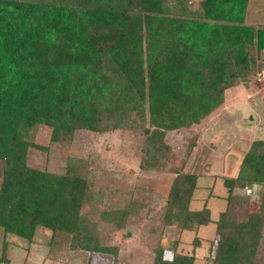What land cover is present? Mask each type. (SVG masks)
<instances>
[{"label": "trees", "instance_id": "1", "mask_svg": "<svg viewBox=\"0 0 264 264\" xmlns=\"http://www.w3.org/2000/svg\"><path fill=\"white\" fill-rule=\"evenodd\" d=\"M191 3L0 0L4 234L30 241L42 227L53 232L50 247L56 234L71 236L83 250L117 264L119 249L103 235L102 224L124 229L147 205L142 189L95 190L87 159L71 157L56 173L29 165L28 152L46 149L34 142L39 125L51 128L52 143H70L77 130L140 128V169L164 168L172 149L167 134L201 124L223 105L227 89L247 86L263 68L264 27L244 23L247 0ZM185 165L170 169L176 177L159 218L162 228L178 233L212 222L207 203L190 207L199 174ZM238 184L262 188L257 210L240 222L231 219L230 207L239 201ZM223 185L227 207L216 220L210 264H254L264 229V139L250 144L237 174L223 177ZM161 240L151 264H194L193 254L175 250L167 257ZM5 259L2 253L0 264Z\"/></svg>", "mask_w": 264, "mask_h": 264}, {"label": "rangeland", "instance_id": "2", "mask_svg": "<svg viewBox=\"0 0 264 264\" xmlns=\"http://www.w3.org/2000/svg\"><path fill=\"white\" fill-rule=\"evenodd\" d=\"M174 7L175 0H169ZM191 5L201 0H190ZM246 25L264 27V0H247ZM263 68L260 74L252 75L247 86L239 84L225 91L224 103L201 124L190 129L171 131L166 141L171 146L170 159L165 167L153 171L140 169L142 145L145 135L141 129L107 130L92 132L77 130L70 143H52L51 128L39 125L34 132V142L46 149H29L28 163L40 169L60 173L67 159L80 157L88 160L89 181L95 190L125 193L140 188L144 193L145 205L124 226L115 230L112 225L102 224L103 235L108 242L118 247L117 264H151L154 250L161 240L170 257L177 250L193 254L194 264H210L214 249L216 220L226 209V189L221 180L223 162L228 163L229 154L222 157L220 164L214 163L220 152L229 145L242 146L245 139L264 138V52L258 58ZM232 151V150H231ZM216 152V153H214ZM217 155V156H216ZM224 160V161H223ZM185 161L184 170L199 174L191 209H201L207 201L212 222L194 231H178L160 226L161 209L171 184L176 177L172 167ZM171 169V170H170ZM2 162L0 161V182ZM206 172V173H205ZM220 174V176H215ZM213 187V188H212ZM235 193L241 191L242 184ZM244 188V187H243ZM260 188L258 190V194ZM139 193V192H138ZM118 196V195H117ZM258 197L251 198L250 205L259 203ZM246 203V202H245ZM241 204V203H240ZM247 204V203H246ZM231 204V219L244 220L248 206ZM156 229V230H155ZM109 233V234H106ZM51 230L38 227L33 238L27 239L7 233L0 228V255L4 253L2 264H113L115 259L106 255H96L82 249L81 244L71 236L54 235V246L48 245L52 239ZM200 243L194 244V237ZM254 264H264V229L260 238Z\"/></svg>", "mask_w": 264, "mask_h": 264}, {"label": "crops", "instance_id": "3", "mask_svg": "<svg viewBox=\"0 0 264 264\" xmlns=\"http://www.w3.org/2000/svg\"><path fill=\"white\" fill-rule=\"evenodd\" d=\"M259 139H264V138H259ZM254 140H257V139H255L253 136L251 138L249 137V139H245L244 140V143H243L242 146L235 147L234 145H229L226 148V150H224V152H220L221 153V154H219L220 156H218L217 159L214 161V163H216V164H218V163L220 164V162H221L220 159L222 157H225L227 153L229 154L228 163L227 162H223L222 167H221V180H222V177H225V176H231L232 177V176H235L237 174L238 168H239V164L241 162V159H242L244 153L249 148L250 144ZM214 153H216V152H214ZM215 176L216 177L217 176H220V174H216ZM239 185H241V184H238L234 188V197H235V199H238L239 200L238 203H236V204L239 207H240V205H243L244 206V204H245V206H248L249 207V211H251V210L256 211L257 208H258V204H257L258 202L255 203V204L252 203L250 205V203H251L250 201H252L251 198H253V197L261 196L262 188L260 186H258V185L251 186L249 184H242V187H240L241 188V191H238V193H235L236 192V189L239 188L238 187ZM259 188H260V192L258 194ZM224 198H225V196H224ZM206 203H207V201H206ZM226 207H227V204H226Z\"/></svg>", "mask_w": 264, "mask_h": 264}]
</instances>
